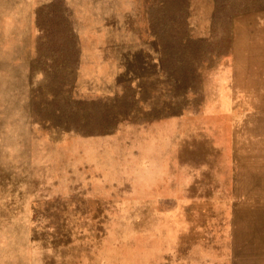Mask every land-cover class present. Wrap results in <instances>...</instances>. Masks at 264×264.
I'll use <instances>...</instances> for the list:
<instances>
[{
    "label": "rangeland",
    "instance_id": "1",
    "mask_svg": "<svg viewBox=\"0 0 264 264\" xmlns=\"http://www.w3.org/2000/svg\"><path fill=\"white\" fill-rule=\"evenodd\" d=\"M156 1L0 0V264H264V8Z\"/></svg>",
    "mask_w": 264,
    "mask_h": 264
},
{
    "label": "trees",
    "instance_id": "2",
    "mask_svg": "<svg viewBox=\"0 0 264 264\" xmlns=\"http://www.w3.org/2000/svg\"><path fill=\"white\" fill-rule=\"evenodd\" d=\"M189 0H157L152 3L153 6H157L159 12L150 17V33L160 44V48L168 51L177 50L181 53L186 51L190 52L193 56V62H196V58L205 50V39L192 38L188 34L187 24V7ZM214 19L223 17L230 20L237 9L249 10V9H262L264 8V0H213ZM60 23V22H59ZM57 24V21L54 23ZM161 33L162 37L159 35ZM59 35L64 32V25L59 26L57 29ZM68 43L71 45V49L78 54L80 48L78 35L70 27L67 29ZM66 32H64L65 35ZM66 43V42H65ZM60 44V36L55 41V47ZM195 57V58H194ZM172 64H176V58L172 57ZM180 62V61H179ZM184 65V66H183ZM183 79L187 81L189 78H193L192 64L188 61L183 62ZM160 66L163 67V62L160 58ZM130 80V79H128Z\"/></svg>",
    "mask_w": 264,
    "mask_h": 264
},
{
    "label": "water",
    "instance_id": "3",
    "mask_svg": "<svg viewBox=\"0 0 264 264\" xmlns=\"http://www.w3.org/2000/svg\"><path fill=\"white\" fill-rule=\"evenodd\" d=\"M187 23H188V17H187Z\"/></svg>",
    "mask_w": 264,
    "mask_h": 264
}]
</instances>
